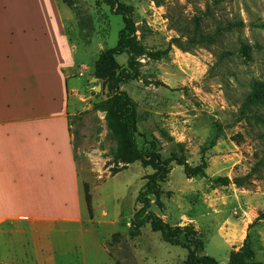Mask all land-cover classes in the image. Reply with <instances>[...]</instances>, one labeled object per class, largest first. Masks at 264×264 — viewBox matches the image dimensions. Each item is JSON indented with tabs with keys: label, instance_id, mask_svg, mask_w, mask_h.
I'll list each match as a JSON object with an SVG mask.
<instances>
[{
	"label": "rangeland",
	"instance_id": "1",
	"mask_svg": "<svg viewBox=\"0 0 264 264\" xmlns=\"http://www.w3.org/2000/svg\"><path fill=\"white\" fill-rule=\"evenodd\" d=\"M118 1L133 7L136 41L146 52H161L159 59L136 56L139 75L119 85L136 102L138 147L153 141L162 158L175 154L196 166L215 124L220 131L205 151V176L188 178L183 166L171 162L158 201L150 196V209L171 226L191 224L203 253L218 264H226L247 235L255 259L264 264V164L251 172L264 154V123L240 112L250 84L264 80V0H165L162 6L151 0ZM53 2L0 0V57L6 38L15 34L28 38L20 39L21 50L38 53L39 62L48 58L56 104L39 111L63 112L60 98L67 97L75 156L85 183H91V214L109 256L102 264H185L188 251L163 241L149 224L138 235L129 233L140 207L137 196L153 169L140 161H115L116 134L100 108L114 91L93 72L96 57L117 43L124 28L121 15L97 0ZM168 12L187 20L201 17L206 30H220L222 43L180 50L172 42L178 34L169 26ZM48 17L55 30L44 33ZM116 60L126 66L127 54ZM259 112L264 120V107Z\"/></svg>",
	"mask_w": 264,
	"mask_h": 264
},
{
	"label": "crops",
	"instance_id": "2",
	"mask_svg": "<svg viewBox=\"0 0 264 264\" xmlns=\"http://www.w3.org/2000/svg\"><path fill=\"white\" fill-rule=\"evenodd\" d=\"M50 20L44 33L55 30ZM20 39L6 38L0 57V264H102L109 256L88 211L67 97L63 112L39 111L56 104L55 78L47 56L39 62Z\"/></svg>",
	"mask_w": 264,
	"mask_h": 264
},
{
	"label": "trees",
	"instance_id": "3",
	"mask_svg": "<svg viewBox=\"0 0 264 264\" xmlns=\"http://www.w3.org/2000/svg\"><path fill=\"white\" fill-rule=\"evenodd\" d=\"M107 4L113 14L121 15L124 22V28L119 32L117 43L114 47L102 51L93 62L94 76L106 80L108 87L114 91V95L102 101L100 108L106 111V118L109 127L115 132L117 144L114 150V159L116 162L131 164L140 161L142 165L149 166L153 172L146 176V182L139 191L137 202L140 207L134 212L130 220L132 228L129 233L132 236L139 234V229L145 224L150 225V229L158 232L161 239L169 244L178 245L188 251L185 264H218L217 261L204 254L202 241L195 236L196 231L191 224L186 226H171L163 221L153 210L150 209L151 198L153 196L158 201L161 187L160 183L165 179L170 170L171 162L183 166L186 177H203L207 162L205 160V151L213 147L220 137L219 125H216L215 132L201 146V162L196 166H191L182 156L173 154L170 158H162L156 150L153 141L144 143V148H139L137 135V112L136 102L119 85L126 79L135 78L139 75L136 56L146 55L153 59H159L161 52H146L143 46L136 41V26L133 21V7L120 3L118 0H97ZM156 6L165 4V0H151ZM169 26L174 29L178 37L173 38V44L182 51H192L196 47H217L222 43L220 39V30H206L202 23V18L193 16L187 20L174 14H167ZM248 50L249 47L245 46ZM127 54V64L121 67L116 56ZM246 58L249 54L244 53ZM264 107V80H254L250 84V90L242 98L240 103V112L248 113L258 121L264 123L259 108ZM182 152L183 146H179ZM264 164L263 156L255 162L251 172L258 173L260 167ZM227 182V178L223 179ZM237 186H241L238 179L235 180ZM86 202L88 211L91 213L90 195L85 187ZM264 212L260 213L263 216ZM226 264H261L255 259V253L251 247L249 235L243 241V245L234 252H231Z\"/></svg>",
	"mask_w": 264,
	"mask_h": 264
},
{
	"label": "water",
	"instance_id": "4",
	"mask_svg": "<svg viewBox=\"0 0 264 264\" xmlns=\"http://www.w3.org/2000/svg\"><path fill=\"white\" fill-rule=\"evenodd\" d=\"M95 79H97V78H95Z\"/></svg>",
	"mask_w": 264,
	"mask_h": 264
}]
</instances>
